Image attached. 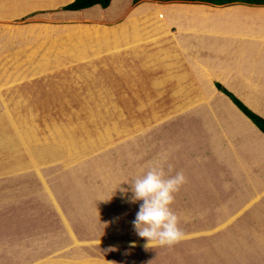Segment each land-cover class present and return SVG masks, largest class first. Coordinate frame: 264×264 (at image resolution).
Instances as JSON below:
<instances>
[{
  "label": "rangeland",
  "instance_id": "374dc122",
  "mask_svg": "<svg viewBox=\"0 0 264 264\" xmlns=\"http://www.w3.org/2000/svg\"><path fill=\"white\" fill-rule=\"evenodd\" d=\"M9 13L0 18L7 21L0 23V235L4 233L6 247L31 246L35 235H45L51 236L47 247L54 252L48 254L39 246L24 264H181L170 255L172 246L144 247L145 240L131 224L137 204L126 202L118 188H127L124 182L157 161L166 175L184 172L174 164V134L182 131L180 121L173 118L178 96L173 99L168 86L134 88L141 80L140 86L146 85L145 71L135 75L142 66L132 65L141 64L143 42L118 51L117 57L123 54L121 70H111L116 62L102 60L96 65L75 53L78 61L62 65L58 58L64 52L36 51L33 34L13 59L7 54L15 51L3 48L1 32L18 31L26 24L8 23L14 16ZM226 23L217 26L248 32L236 21ZM159 44L163 43L150 39L146 52L150 84L173 66L167 58L161 60ZM98 48L92 45L88 54ZM39 67L45 70L38 71ZM115 226L114 235L143 242L133 246L120 238H98L99 228L111 229L107 234H112ZM68 240L77 251L66 245ZM18 252L24 257L28 251Z\"/></svg>",
  "mask_w": 264,
  "mask_h": 264
},
{
  "label": "crops",
  "instance_id": "0c3cea01",
  "mask_svg": "<svg viewBox=\"0 0 264 264\" xmlns=\"http://www.w3.org/2000/svg\"><path fill=\"white\" fill-rule=\"evenodd\" d=\"M71 1L0 0V18L11 12L14 16L8 23L26 24L18 31L1 32L3 48L15 51L7 55L13 59L19 56L18 49L26 48L24 42L33 34L36 51L57 48L64 52L58 58L62 65L69 67L78 58H90L96 65L102 60L116 62L111 70H121L118 63L123 54L117 57L118 51L143 42L141 64L132 65L142 66L135 75L145 71L146 85L140 86L141 80L134 88L172 87L173 99L178 96L180 102L173 100L177 104L173 118L180 121L182 130L174 134V164L184 167L185 183L174 194L172 209L180 218L184 237L172 246L170 255L181 264H264V133L215 84H221L264 118V5L158 0H141L136 5L132 0H110L104 8L99 4L78 10L62 8ZM139 6L146 7L142 17L134 16ZM22 17V23L13 21ZM133 18L141 21L137 33L129 30ZM226 21H236L248 32L217 26L227 25ZM0 23L7 21L0 19ZM172 26L175 32L169 35ZM152 33L159 35L151 38ZM150 39L163 43L159 44L163 53L158 55L173 64L151 84L149 60L146 65ZM92 45L99 48L88 54ZM221 45L228 49L215 53ZM203 69L210 84L205 83L204 74L200 75ZM115 229L107 234L111 229L99 228L97 236L102 241H132L114 235ZM43 237L35 235L31 246L18 243L15 249L13 245L6 247L1 233L0 264H24L40 247L48 254L54 252L47 247L51 236ZM66 245L76 250L72 241ZM18 250L28 252L21 257Z\"/></svg>",
  "mask_w": 264,
  "mask_h": 264
},
{
  "label": "clouds",
  "instance_id": "9594fccd",
  "mask_svg": "<svg viewBox=\"0 0 264 264\" xmlns=\"http://www.w3.org/2000/svg\"><path fill=\"white\" fill-rule=\"evenodd\" d=\"M124 183L128 185L127 188L121 185L118 188L126 202L137 204L131 224L135 234L145 240L146 249L171 247L184 237L180 218L171 207L174 194L185 183L182 171L166 175L162 163L157 161ZM130 244L134 246L135 241Z\"/></svg>",
  "mask_w": 264,
  "mask_h": 264
},
{
  "label": "trees",
  "instance_id": "16d2710c",
  "mask_svg": "<svg viewBox=\"0 0 264 264\" xmlns=\"http://www.w3.org/2000/svg\"><path fill=\"white\" fill-rule=\"evenodd\" d=\"M140 0H133L136 3ZM158 1H173V0H158ZM175 1H185V2H197V3H207L214 6L242 3L248 5H264V0H175ZM110 0H72L70 3L64 5L62 8L67 10H78L82 8H87L95 4H99L101 7L108 6ZM216 87L227 95L231 101L264 133V118L248 108L241 100H239L232 92L227 90L218 82L215 83Z\"/></svg>",
  "mask_w": 264,
  "mask_h": 264
},
{
  "label": "bare ground",
  "instance_id": "6f19581e",
  "mask_svg": "<svg viewBox=\"0 0 264 264\" xmlns=\"http://www.w3.org/2000/svg\"><path fill=\"white\" fill-rule=\"evenodd\" d=\"M228 5V4H227ZM236 6H232V7H230V8H235ZM137 8V10L135 9L133 12H134V16L135 15H139V16H141L142 17V15H143V13L145 12V10H146V7H144V6H139V7H136ZM132 24H134L133 26H131L130 28L131 29H129V30H132L133 32H131V33H134V32H137L139 29H140V27H139V25L138 24H135V21H134V18H133V21H132ZM106 39V38H105ZM232 43H234V41H232ZM229 46H230V44H228ZM221 48L222 49H216L215 48V53H219L221 50H224V51H226L227 49H228V47H227V45L226 46H224V45H221ZM253 50V49H252ZM249 51H250V49H249ZM204 72H205V69H203L202 71L200 70V75H203L204 74ZM207 73V72H206ZM206 73L202 76V77H204V80H205V83L206 84H210V81L208 80V78L206 77L207 75H206ZM202 77H200V78H202ZM210 88H213V87H210ZM203 90H208V89H203ZM214 91V90H213ZM252 104V103H251ZM77 257V256H76ZM65 262V261H64ZM79 262H80V259H79ZM65 264V263H64Z\"/></svg>",
  "mask_w": 264,
  "mask_h": 264
}]
</instances>
